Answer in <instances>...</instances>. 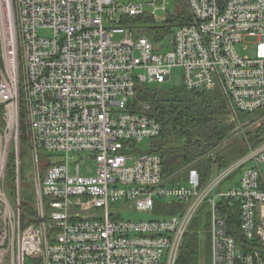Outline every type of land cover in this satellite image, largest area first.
I'll return each instance as SVG.
<instances>
[{
    "label": "built area",
    "instance_id": "1",
    "mask_svg": "<svg viewBox=\"0 0 264 264\" xmlns=\"http://www.w3.org/2000/svg\"><path fill=\"white\" fill-rule=\"evenodd\" d=\"M175 1L170 12L168 0H0V264H176L204 207L211 264H264V0ZM182 7L188 22L158 43L122 23L163 25ZM177 67L186 91L222 94L233 126L197 161L246 148L204 186L197 173L174 182L163 156L139 148L163 125L149 105L134 110L136 89L165 85ZM23 108L36 199L24 226ZM157 202L171 214L136 221L111 211L152 212Z\"/></svg>",
    "mask_w": 264,
    "mask_h": 264
},
{
    "label": "trees",
    "instance_id": "2",
    "mask_svg": "<svg viewBox=\"0 0 264 264\" xmlns=\"http://www.w3.org/2000/svg\"><path fill=\"white\" fill-rule=\"evenodd\" d=\"M187 10L170 13L168 20L163 25H157L150 16L127 17L123 24L136 27L141 32L150 35V38L158 43L165 35L171 33L172 28L179 24L187 23ZM163 86V85H160ZM140 103L150 106V114L157 118L163 125L160 137L150 141L151 146L147 152L159 154L166 157L178 156L169 169H165L167 175L175 177L177 172L186 168L201 156L212 151L219 142L226 138L233 126L228 121L229 109L225 98L221 93L189 92L182 86L180 88L165 89L162 87L152 88L150 85L142 84L136 89L134 110L140 111ZM20 132V154L22 157L21 144L28 146V133L24 124V116L21 111ZM229 154L226 155L225 153ZM241 144H231L227 150L218 155L217 160L210 159L208 164H203V159L197 161V175L202 186L206 185L213 177L212 165H217L221 170L228 167L232 162L241 158ZM201 162V164H200ZM8 181L10 192L15 193V153L12 152L8 166ZM188 182L189 177L179 178ZM177 180V181H179ZM176 181V182H177ZM23 188V163L21 166V195ZM22 199V196H21ZM26 213H35L31 206L22 199V224L26 225ZM230 218L234 224L238 223V211H229ZM204 237L191 233L189 229L181 246L180 254L176 264H211V242L209 234L210 220L204 217ZM231 222V220H230ZM199 227V225H197ZM232 233L241 245V235L238 228H231Z\"/></svg>",
    "mask_w": 264,
    "mask_h": 264
},
{
    "label": "rangeland",
    "instance_id": "3",
    "mask_svg": "<svg viewBox=\"0 0 264 264\" xmlns=\"http://www.w3.org/2000/svg\"><path fill=\"white\" fill-rule=\"evenodd\" d=\"M167 7L170 10V12L175 11L176 1L175 0H168ZM47 34L50 35L49 33H47ZM121 38H122L121 35H117L115 37V40H120ZM182 82H183V73H182V70L177 67V68L172 69L171 78L168 81V83H166L163 86L151 85V87L152 88L162 87L165 89L180 88L182 86ZM21 111H22V115L25 116L26 110L23 108ZM150 146H151L150 141L146 140L139 146V148H140L141 152H145L150 148ZM27 147L28 146H26V143L21 144V148H22L21 159H22V163H23V188H22V195L21 196H22V199L24 201H26L31 206H34L36 199H35V191L33 188L32 179H31V156L28 152ZM241 153H244V154L246 153V148L244 146H241ZM225 154L228 155L229 153L226 152ZM209 160H210V158L205 156L202 162H203V164L204 163L208 164ZM93 163H94V161L93 162L90 161L88 164L92 165ZM197 164H198V162L195 161L191 165L187 166L186 168L179 170L177 172V175H175V177H173V181L176 182L177 180H179V178L181 179V178H185L187 176L190 177L193 173H197V169H198ZM200 164H201V162H200ZM85 166L86 165L81 162V168L84 169ZM73 167H74V163L72 164V168ZM212 171L214 174L217 173V165H212ZM179 181H181V180H179ZM122 205H123L122 203H118V204H115L114 206L111 207V211H114L116 209L118 210V213L115 215V218H117V219L122 218V219H128V220L129 219L136 220V221L150 220V219H154L158 216H165V215L171 214L169 203L157 202L155 211H152V212H137L134 208H130V207H126L122 211L121 210ZM182 208H185V207L182 206ZM207 210H208V207H204L200 211V213L195 217V219L191 225L192 229L190 228L191 233L198 234L199 236L204 237L205 232H204V230H202V228L204 227L202 225L204 224V220H205L204 217H206ZM197 225H199V227ZM27 264H36V263L29 260Z\"/></svg>",
    "mask_w": 264,
    "mask_h": 264
},
{
    "label": "water",
    "instance_id": "4",
    "mask_svg": "<svg viewBox=\"0 0 264 264\" xmlns=\"http://www.w3.org/2000/svg\"><path fill=\"white\" fill-rule=\"evenodd\" d=\"M178 156H170L165 158V169H169V167L178 160Z\"/></svg>",
    "mask_w": 264,
    "mask_h": 264
}]
</instances>
